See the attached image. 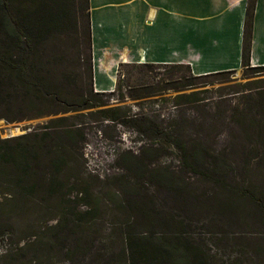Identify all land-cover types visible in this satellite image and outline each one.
<instances>
[{
    "label": "rangeland",
    "instance_id": "374dc122",
    "mask_svg": "<svg viewBox=\"0 0 264 264\" xmlns=\"http://www.w3.org/2000/svg\"><path fill=\"white\" fill-rule=\"evenodd\" d=\"M78 39L73 30L52 32L32 64L34 73L53 85L63 84L64 73L74 74L72 89L86 96L91 81L77 60L85 53ZM143 72L151 75L150 69ZM159 78H146L140 99L98 97L108 101L100 109L121 108L127 125L104 120L98 109L57 113L49 106L39 117L0 119L1 139L50 132L57 142L62 138L55 133L75 132L61 192H36L23 201L0 197V264H100L98 254L113 264H129L123 236L134 216L115 205L127 201L145 207L147 219L157 223L140 234L155 242L185 238L200 245L211 264H264V70L200 78L183 92L161 91ZM148 89L155 94L147 96ZM193 92L196 103L178 105V94ZM153 125L179 138L174 149L143 134ZM194 152L201 155L198 161ZM55 236L67 240L52 252L50 263L42 243Z\"/></svg>",
    "mask_w": 264,
    "mask_h": 264
},
{
    "label": "trees",
    "instance_id": "16d2710c",
    "mask_svg": "<svg viewBox=\"0 0 264 264\" xmlns=\"http://www.w3.org/2000/svg\"><path fill=\"white\" fill-rule=\"evenodd\" d=\"M256 5L257 0H248L242 68L259 72L264 70V66L254 67L250 61ZM63 30L67 34L73 30L79 36V45L81 44L85 51V53L79 52L77 60L91 81V89L86 96L82 91L72 89L76 82L74 74L64 73L61 81L63 84L53 85L44 75L34 73L32 61H38L37 48H40L41 41L47 42L52 32ZM156 68L165 69V72L159 74L154 71ZM124 69H126V75L123 73ZM144 69H150L151 75L143 72ZM233 72L235 71L196 75L191 66L186 64L121 63L114 91L94 93L89 0H0V106L9 108L8 111L0 113V119L15 122L39 117L48 114L43 113L41 108L49 106L57 109V113L98 109L96 114H100L104 120L127 125L129 121H124L122 118L124 115L121 113V108L100 109L107 106L108 101L105 102L98 97L110 98L118 95L120 101H125L127 97L140 99L142 94L138 92L148 83L146 78L154 80L159 78V75H162L159 78V82L163 83L161 91L183 92L195 88V81L200 78ZM146 94L153 96L155 93L148 89ZM197 95L196 92L178 94L175 99L178 105L193 104L197 102L194 99ZM15 105L17 109H14ZM49 114L53 112L50 111ZM50 130L53 129L50 128ZM142 132L150 137L153 144L167 150L174 149L180 141L176 135L169 133L161 125L149 126L147 131ZM74 133L72 129L55 133L60 139L62 138L57 142L54 140L52 142L51 134L53 133L50 132L42 135L27 134L13 140L0 138V197L5 198L4 200L17 197L23 201L27 196L35 195L36 192H45L50 196L61 192L65 187L60 176L63 167L68 163L65 155L75 141ZM10 141H14L16 145L10 146ZM183 152L185 154V151ZM143 154L146 153L143 152ZM192 156L196 161L201 158L199 152H194ZM35 170L41 174L34 173ZM168 182L167 187H171L178 193L174 187L175 182ZM136 196L139 197L137 194ZM135 202L115 204L117 209L123 211L128 217L134 216L132 220H127L123 236L125 247L123 249L129 264H211L203 248L200 245H192L185 238L176 237L172 240L162 238L155 242V239L140 235L144 227H153L157 223L148 220L149 212ZM3 204L4 202L0 201V206ZM66 240L55 236L43 241L42 253L44 256L47 255L48 262L51 263L54 260L52 252L65 246ZM105 257V254H98L97 262L113 264L110 258Z\"/></svg>",
    "mask_w": 264,
    "mask_h": 264
},
{
    "label": "crops",
    "instance_id": "0c3cea01",
    "mask_svg": "<svg viewBox=\"0 0 264 264\" xmlns=\"http://www.w3.org/2000/svg\"><path fill=\"white\" fill-rule=\"evenodd\" d=\"M96 92L121 63L190 65L207 75L242 68L248 0H89ZM251 65L264 66V0H257Z\"/></svg>",
    "mask_w": 264,
    "mask_h": 264
}]
</instances>
